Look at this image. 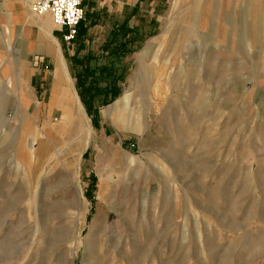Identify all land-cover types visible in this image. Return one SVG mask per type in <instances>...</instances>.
<instances>
[{
  "label": "rangeland",
  "instance_id": "1",
  "mask_svg": "<svg viewBox=\"0 0 264 264\" xmlns=\"http://www.w3.org/2000/svg\"><path fill=\"white\" fill-rule=\"evenodd\" d=\"M139 8L0 67V264H264V0Z\"/></svg>",
  "mask_w": 264,
  "mask_h": 264
},
{
  "label": "crops",
  "instance_id": "2",
  "mask_svg": "<svg viewBox=\"0 0 264 264\" xmlns=\"http://www.w3.org/2000/svg\"><path fill=\"white\" fill-rule=\"evenodd\" d=\"M35 0H0V30L2 33L3 49H0L1 68L3 70H16V61L11 52L21 50L24 45L27 53L32 49L38 47L37 32L39 38L43 39V45L48 46L47 49L53 51L59 58V66L57 73H62V77L68 83V92L74 87L73 80L69 74L67 64L61 52L58 40L69 44L63 40V32L66 29H60L53 23L50 14L38 16L31 10V5ZM143 0H91L85 3L86 15L90 13V26L99 23H110L109 30H119L124 28L128 30L130 27V18L139 12V7L142 5ZM52 24L50 23V17ZM84 19V20H85ZM84 20L78 26V34L84 31ZM64 30V31H63ZM6 31V32H5ZM86 32V31H85ZM54 33L56 35H54ZM16 37V38H15ZM11 38H14L11 43L12 50H10ZM48 39L50 43H48ZM58 39V40H57ZM66 75H64V73ZM67 76V77H66Z\"/></svg>",
  "mask_w": 264,
  "mask_h": 264
},
{
  "label": "built area",
  "instance_id": "3",
  "mask_svg": "<svg viewBox=\"0 0 264 264\" xmlns=\"http://www.w3.org/2000/svg\"><path fill=\"white\" fill-rule=\"evenodd\" d=\"M89 0H35L31 10L38 16L50 14L55 26L66 29L63 40L73 41L78 34V26L85 19V3Z\"/></svg>",
  "mask_w": 264,
  "mask_h": 264
},
{
  "label": "trees",
  "instance_id": "4",
  "mask_svg": "<svg viewBox=\"0 0 264 264\" xmlns=\"http://www.w3.org/2000/svg\"><path fill=\"white\" fill-rule=\"evenodd\" d=\"M117 83V81H111V80H108V89L110 91H108V93H105V94H98V95H94V94H81V96L83 97V99L85 100V102L87 103L88 105V109H91L90 112L93 113L94 111L96 112V109L93 108L92 104H89L87 102V99L89 100H94L95 98L97 97H103V100H104V103H109L110 101H112L118 94L116 92H114L115 88H114V85ZM80 84V82H79ZM111 86V87H110ZM92 102V101H90Z\"/></svg>",
  "mask_w": 264,
  "mask_h": 264
},
{
  "label": "bare ground",
  "instance_id": "5",
  "mask_svg": "<svg viewBox=\"0 0 264 264\" xmlns=\"http://www.w3.org/2000/svg\"><path fill=\"white\" fill-rule=\"evenodd\" d=\"M127 96V95H126ZM124 97L122 100H124V99H126L127 97ZM78 96H74V97H72V106H71V108H75L76 106L81 110L82 109V105H81V103H80V101L78 100V98H77ZM128 99V98H127ZM122 100H120V101H122ZM120 101L119 102H117V104L114 106V107H111L108 111L110 112V110H114V108H116V106L120 103ZM123 102V101H122ZM125 102V101H124ZM127 102V101H126ZM128 103V102H127ZM126 103V104H127ZM117 107H119V106H117ZM117 110H119V109H117ZM114 111H116V110H114ZM113 111V112H114ZM112 113V112H111ZM116 115V114H115ZM118 119V118H117ZM119 122V121H118ZM88 131H89V129H88ZM29 150L32 152L33 151V144L32 143H30V146H29Z\"/></svg>",
  "mask_w": 264,
  "mask_h": 264
}]
</instances>
